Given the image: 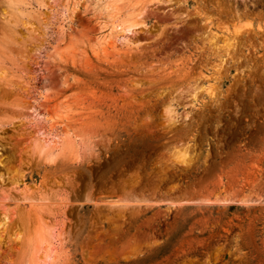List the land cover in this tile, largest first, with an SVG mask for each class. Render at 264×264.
<instances>
[{
    "label": "rangeland",
    "instance_id": "obj_1",
    "mask_svg": "<svg viewBox=\"0 0 264 264\" xmlns=\"http://www.w3.org/2000/svg\"><path fill=\"white\" fill-rule=\"evenodd\" d=\"M139 1L0 0V264H264V0Z\"/></svg>",
    "mask_w": 264,
    "mask_h": 264
},
{
    "label": "bare ground",
    "instance_id": "obj_2",
    "mask_svg": "<svg viewBox=\"0 0 264 264\" xmlns=\"http://www.w3.org/2000/svg\"><path fill=\"white\" fill-rule=\"evenodd\" d=\"M139 2L141 1L135 0L134 2H131L127 0L125 2V0H104L103 6L95 11L96 12L95 21L96 24L98 25V31L99 33L103 34L101 36L96 37L95 39V45L97 48H101L102 46L105 47L106 45H110V44L116 45V43L118 44L119 42L120 44L129 42L128 36L133 35L134 30L137 28L135 25L129 22H131V20H133L137 15L142 14V13L136 14L138 11L142 12L145 9L144 7L138 10L137 5H139ZM87 3L88 0H78V1L75 0V2L72 3L71 7L67 6L65 11L63 13L61 12L62 14H60L61 17L58 26L61 36L64 35L67 30L65 25L67 23L68 24L72 23V20L75 17V13L77 12L78 8L83 7L84 9H86ZM31 110L33 114L32 116L33 128L36 131V135H37L36 138H38V141L40 143L39 146L41 147V149L52 153L53 149L55 148L59 140V137L57 136V134L51 133V131H49V129L45 126V124L51 122V119L49 120L43 115L39 114L38 110L34 109V107H32ZM50 127H52V125H50ZM228 203L232 204L234 202L230 201L229 199L222 201L209 200V201H200V202H195V201L179 202L176 204L164 202V204H167L169 206H177V205L182 206L184 204L224 205ZM235 203L248 204L245 201H238ZM55 243H57V240L53 236L49 235L48 237H42L39 241V245L35 250L33 264H48V261L51 259L52 253L55 249L56 246Z\"/></svg>",
    "mask_w": 264,
    "mask_h": 264
}]
</instances>
